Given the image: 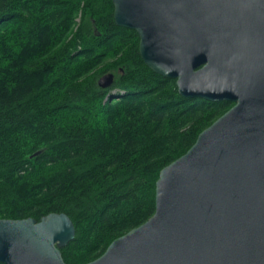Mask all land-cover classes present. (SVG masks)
<instances>
[{"label": "trees", "instance_id": "trees-1", "mask_svg": "<svg viewBox=\"0 0 264 264\" xmlns=\"http://www.w3.org/2000/svg\"><path fill=\"white\" fill-rule=\"evenodd\" d=\"M139 43L113 0H0V219L65 212L68 264L149 220L162 169L234 105L184 97Z\"/></svg>", "mask_w": 264, "mask_h": 264}, {"label": "water", "instance_id": "water-1", "mask_svg": "<svg viewBox=\"0 0 264 264\" xmlns=\"http://www.w3.org/2000/svg\"><path fill=\"white\" fill-rule=\"evenodd\" d=\"M113 4L184 97L234 105L162 169L154 215L86 264H264V0ZM75 236L65 212L0 219V263L68 264L61 249Z\"/></svg>", "mask_w": 264, "mask_h": 264}]
</instances>
